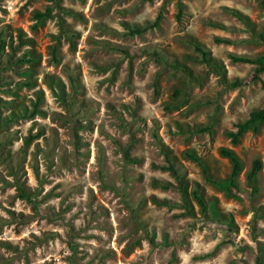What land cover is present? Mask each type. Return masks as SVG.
I'll use <instances>...</instances> for the list:
<instances>
[{"label": "rangeland", "instance_id": "374dc122", "mask_svg": "<svg viewBox=\"0 0 264 264\" xmlns=\"http://www.w3.org/2000/svg\"><path fill=\"white\" fill-rule=\"evenodd\" d=\"M262 37L260 0H0V264H264Z\"/></svg>", "mask_w": 264, "mask_h": 264}, {"label": "trees", "instance_id": "16d2710c", "mask_svg": "<svg viewBox=\"0 0 264 264\" xmlns=\"http://www.w3.org/2000/svg\"><path fill=\"white\" fill-rule=\"evenodd\" d=\"M261 3L264 4V0H260ZM37 17H42L44 15L37 13L36 14ZM160 20V15H157L153 25L155 26ZM146 27L143 28H135L132 29L130 31V33H141L143 32V30ZM262 39L264 40V37H262ZM196 49L198 51L201 52L202 56L205 57L206 53L204 50L200 49L199 47L196 46ZM232 59L234 61H239V62H246V63H252L255 65L254 67V77H258L259 74L261 72L264 71V54H260L258 55L255 59L249 58V57H244V56H232ZM264 120V106L259 108V109H254L252 111L249 112L248 117L243 121V122H239L235 124V131H230L228 132V136L231 140L232 144H236L240 138V136L250 130V129H254L257 125V123L261 122ZM219 153L220 155L228 158L231 162V171L229 173V175L224 178V179H212L209 175L208 172L206 170V168L204 167V165H202L200 159L196 156H194L193 154H189L188 156L197 161L201 167H202V172L205 176V179L207 181L212 182L216 187L225 190V192L229 195L233 194L232 189L237 190V183H236V178L239 174V172L241 171L242 168V163L240 158L236 155V153L231 149V148H227V147H222L219 149ZM165 158V162L168 164L166 169L168 171L171 172V174H173L174 176H177V171L174 168V166L172 165V163L170 162L169 159V155L165 154L164 156ZM261 168V162L259 160H254L252 162L251 165V170L250 173L248 174L247 178L248 181L253 183L255 176L257 174V172L260 170ZM23 197H25L26 199H28L30 202L32 201L31 197H28V195L23 194ZM194 197L196 198V200L198 201V203L203 207V201L202 199L194 192Z\"/></svg>", "mask_w": 264, "mask_h": 264}]
</instances>
